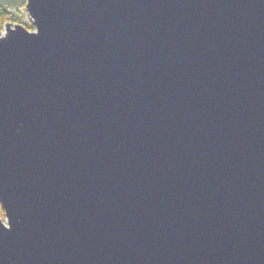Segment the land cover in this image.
Segmentation results:
<instances>
[{
  "label": "water",
  "instance_id": "95a60500",
  "mask_svg": "<svg viewBox=\"0 0 264 264\" xmlns=\"http://www.w3.org/2000/svg\"><path fill=\"white\" fill-rule=\"evenodd\" d=\"M0 29V264H264V0H26Z\"/></svg>",
  "mask_w": 264,
  "mask_h": 264
},
{
  "label": "rangeland",
  "instance_id": "374dc122",
  "mask_svg": "<svg viewBox=\"0 0 264 264\" xmlns=\"http://www.w3.org/2000/svg\"><path fill=\"white\" fill-rule=\"evenodd\" d=\"M26 0H2V4L6 6L9 10L13 11V18L19 20V22L24 23L28 26L31 25L27 17V12L25 9ZM2 26L0 27V29Z\"/></svg>",
  "mask_w": 264,
  "mask_h": 264
},
{
  "label": "trees",
  "instance_id": "16d2710c",
  "mask_svg": "<svg viewBox=\"0 0 264 264\" xmlns=\"http://www.w3.org/2000/svg\"><path fill=\"white\" fill-rule=\"evenodd\" d=\"M10 20L19 22V20H16L15 18H13V11L12 10H9L6 6H4L2 4V0H0V27L3 25L4 22L10 21ZM24 25L28 29H32L33 28L32 25H30V26H28L26 24H24ZM0 215L3 216L1 205H0Z\"/></svg>",
  "mask_w": 264,
  "mask_h": 264
}]
</instances>
